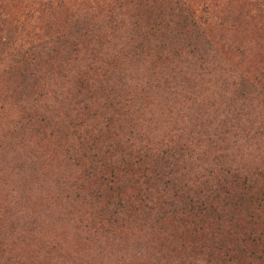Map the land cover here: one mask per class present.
I'll use <instances>...</instances> for the list:
<instances>
[{"label": "trees", "instance_id": "trees-1", "mask_svg": "<svg viewBox=\"0 0 264 264\" xmlns=\"http://www.w3.org/2000/svg\"><path fill=\"white\" fill-rule=\"evenodd\" d=\"M173 1L176 36L191 42L193 59L201 58V53L212 55L216 38L209 29L214 19L211 0ZM23 3L0 0V29L8 28L5 38L0 34V57L5 53L7 67L3 72L10 85L2 98L18 96L22 100L24 125L38 117L37 109L29 112L37 103L43 112L51 107L52 112H58L54 109L57 103H65L64 108L77 123L73 126L75 142L64 156L80 167L71 201L93 210L95 225L106 240L129 245V257L124 259L130 261L264 264V165L241 168L223 154L210 159L207 152L215 147L224 152L228 145L217 133L200 132L189 149L181 144L182 137L164 146L145 130L138 132L134 115L147 104V97L142 90L131 91L124 80L122 58L116 55L124 53L115 52L111 61L103 62L105 43L123 29V20L111 11L104 15V8L99 15L73 18L67 14L62 19L64 10L69 9L64 0H39L34 10L39 14L36 24L20 27L19 18L27 17L26 8L31 7ZM195 3L203 6L197 9ZM228 4L225 8L211 6L226 9ZM111 5L112 10L117 6L124 12L122 16L126 10L140 11L147 6L134 0ZM223 17L221 23L226 15ZM43 18L44 34L39 35L38 21ZM21 29L26 31L25 40L11 37ZM129 39L133 42L132 35ZM172 45L160 38L154 52L156 64L167 69L173 66L170 74L175 76L182 71L176 66L182 55L167 51ZM240 85L238 107L227 120L229 130L223 131V136L228 134L232 139L231 146L236 145L237 132H244L241 140L247 145L257 138L264 140V124L254 129L250 121L246 127L245 114L241 113V107L250 106L264 117V72L251 83L243 78ZM39 135L48 138L45 132ZM180 164L192 174V182L184 183L186 175H181ZM66 264L97 263L88 256L86 260L73 256L66 258Z\"/></svg>", "mask_w": 264, "mask_h": 264}, {"label": "rangeland", "instance_id": "rangeland-1", "mask_svg": "<svg viewBox=\"0 0 264 264\" xmlns=\"http://www.w3.org/2000/svg\"><path fill=\"white\" fill-rule=\"evenodd\" d=\"M22 1L31 7L26 8L27 17L19 18L20 27L35 25L39 14L34 10L39 0ZM116 1L119 0H64L69 9L64 10L61 18L67 14L73 18L99 15L104 8V15L111 11L119 21L123 20V29L113 33L112 39L105 43L103 62L111 61L115 52L124 53L116 54L122 58L124 80L131 91L142 90L147 97V104L134 115L138 119L136 130L140 133L145 130L154 142H164V146L182 137L181 144L189 149L200 132L217 133L227 139L230 147L224 146V152L213 148L206 153L210 159L223 154L241 168L264 165L263 139L257 138L247 145L241 140L244 132H237L240 135L236 136V145L231 146L232 139L228 134L223 136V131L229 130L227 120L240 101L241 80L246 78L251 83L264 72V0H211L209 9L214 19L209 29L216 38V42L213 38L216 47L213 46L212 55L201 53V58L195 59L190 53L191 42L176 36L173 0H134L147 6L140 11L126 10L123 16L117 6L111 9ZM226 2L229 4L223 9ZM212 3L223 8L212 7ZM202 6L203 3H195L197 9ZM225 15L221 23L219 19ZM44 20L38 21L39 35L44 34L41 23ZM7 30V27L0 29L3 38ZM131 35L133 42L129 39ZM12 36L25 40L26 31L12 32ZM160 38L172 42L167 48L172 49V55H182L176 65L182 70L179 75L170 74L173 66L167 69L156 64L154 45ZM6 67L4 53L0 57V264H66V258L73 256L84 260L88 256V260L97 264H152L124 259L129 257L130 246L106 240L95 225L93 210L71 201L80 167L66 159L64 152L75 142L73 126L77 120L66 111L65 103L58 101L54 107L58 112H52L53 107L43 112L37 103L29 112L37 109L38 117L24 125L20 115L22 100L18 96L4 99L6 86H10L9 76L3 72ZM244 107L241 113L245 114L246 127L250 121L254 129L264 124L263 113L257 115L252 107ZM135 124L133 120L134 131ZM41 132L48 138L39 137ZM138 137L141 139L142 135ZM183 168L180 164L181 175H186L184 183L192 182V174Z\"/></svg>", "mask_w": 264, "mask_h": 264}]
</instances>
